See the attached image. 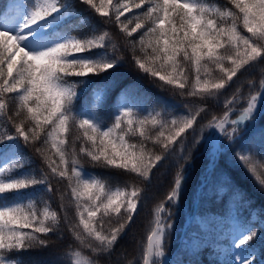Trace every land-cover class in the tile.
I'll use <instances>...</instances> for the list:
<instances>
[{"label":"snow or ice","instance_id":"1","mask_svg":"<svg viewBox=\"0 0 264 264\" xmlns=\"http://www.w3.org/2000/svg\"><path fill=\"white\" fill-rule=\"evenodd\" d=\"M227 3L232 7L205 0H6L0 7V124L10 131L0 134V264H24L21 252L47 249L53 236L64 239L63 229L68 232L64 257L69 264L112 260L137 215L144 190L136 185L112 187L106 179L87 173L81 154L94 165L123 170L147 184L162 161L175 158L172 186L153 209L139 264H188L167 258L173 209L192 167L191 151L185 148L188 134L193 135L192 146L202 145L210 159L232 150L235 161L264 190V163L253 156L255 147L264 158V128L255 146L252 137H245L264 109V78L247 97L241 98L237 89L224 101V114L213 115L198 134L196 130L207 103L224 95L238 74L264 64V0ZM77 5L107 18L102 24H115L127 37L123 48L106 30L72 35L85 19L76 17L78 23H71ZM134 8L142 11L125 17ZM125 54L154 83L181 97L186 112L173 114L167 105L146 109L123 102L111 124L105 125L96 109L103 106ZM248 83L253 88L254 82ZM89 88L91 107L85 104L74 110ZM193 99L201 104L193 108ZM241 99L244 106L237 110ZM74 128L78 134L70 145ZM28 149L33 155L26 154ZM37 159L43 167H33ZM54 183L65 185L67 193L54 189ZM57 192L62 209L65 195L74 203L75 223L44 199ZM241 200L247 204L242 196ZM105 221L110 225L107 230ZM261 235L264 219L258 224L236 221L232 247L237 252L225 264H256L255 252L244 255V250Z\"/></svg>","mask_w":264,"mask_h":264},{"label":"trees","instance_id":"2","mask_svg":"<svg viewBox=\"0 0 264 264\" xmlns=\"http://www.w3.org/2000/svg\"><path fill=\"white\" fill-rule=\"evenodd\" d=\"M5 2L6 0H0V7ZM205 2L221 7H232L227 3V0H205ZM140 11L142 10L134 8L132 12L126 13L125 17L130 18L134 13ZM80 16L85 19L79 22L78 28L71 32L72 35L79 36L83 33H90L93 28L97 29V34L106 30L110 33L111 39L123 48L127 37L119 32L115 24L101 23V20L107 18L98 17L87 6L77 5L76 15L72 18L71 23H78L76 17ZM138 35L139 32L134 34V36ZM262 68H264V64L261 63H257L254 67L250 66L243 75L238 74L237 77L233 78L232 85L225 91L224 95L205 105L208 110L201 113L197 121V134L201 126L206 124L213 115L219 117L224 114L226 111L223 107L224 101L231 98L237 89H239L238 95L243 98L247 97L254 89L259 88V81L264 78ZM112 80L113 85L106 94L103 106L96 109L105 125L111 124L117 106L123 102L143 105L146 109H151L154 105L157 107L167 105L173 114L186 112L181 97L174 95L168 89L161 88L150 77L141 73L134 67L127 54H125V62L115 71ZM249 81L254 82L253 88L249 87ZM90 95L91 88L77 99L74 110L79 111L85 104L91 107ZM157 101L160 103L157 104ZM190 103L193 108L201 104L200 101L194 99ZM243 105L244 102L241 99L235 107H243ZM261 112L262 115L258 119L256 127L249 129L245 134L246 138L252 137L254 146L260 140L259 130L264 128V109ZM5 131L10 130L5 129L0 124V134ZM77 134L78 130L75 128L69 133L70 145ZM204 135L207 136L208 132L205 131ZM129 139L135 140L137 138L130 137ZM192 141L193 135L188 134L185 148L191 151L192 167L180 203L177 208L173 209L175 225L170 246L167 248L168 257L173 262L187 261L188 264H225V261L231 260V257L236 253L232 247V232L236 221L258 224L261 219H264V190H261L245 169L235 161L232 150H224L222 154L210 159L208 150L202 145L193 147ZM80 146V142L77 141V151H79ZM149 147L152 145L149 144ZM25 151L28 156L33 155L30 149ZM256 151V148L253 147L254 159L264 163V158L258 156ZM79 159L87 173L106 179L112 187L136 185L144 190L137 215L119 240L112 260L109 262V264H127L128 260H133L134 264H139V257L142 254L143 246L146 244V237L152 227L153 209L158 203L165 200L166 194L172 186V178L176 171L175 158L167 162L162 161V166H157L159 171L153 170L154 175L151 184L142 182L134 174L125 173L123 170L105 169L94 165L89 158L82 154ZM212 164H214L213 167H211ZM36 166L43 167L38 159L33 163V167ZM206 167L208 173L202 180L199 176ZM55 188H59L60 192L67 193V188L63 184L55 185L54 183ZM241 196L244 201H247V204L242 202ZM44 199L48 200L52 209L58 213L66 212L73 223L77 221L75 205L70 202L68 195L64 197L63 209L60 206L59 192L51 198L45 196ZM196 202L197 206L195 207ZM42 206V204H38V207ZM193 213L194 215L190 218ZM198 224H205L206 227L198 228ZM109 227L110 225L105 221V230ZM62 231L64 239H57L53 236L47 249H31L21 252L20 257L24 264H69L67 258L64 257L65 245L68 243V232L66 229ZM197 231L199 235H197ZM246 252L248 255L255 252L256 264H264V235L253 241L246 248ZM101 264L104 262L101 261Z\"/></svg>","mask_w":264,"mask_h":264},{"label":"rangeland","instance_id":"3","mask_svg":"<svg viewBox=\"0 0 264 264\" xmlns=\"http://www.w3.org/2000/svg\"><path fill=\"white\" fill-rule=\"evenodd\" d=\"M244 106V105H243ZM236 109L237 110H239V109H242V107H236ZM207 166V165H206ZM205 167V166H204ZM208 173V168L206 167V168H204V170L202 171V173H201V175L199 176L200 177V179H204L205 178V176H206V174ZM234 250L237 252V250L234 248ZM244 255H248L247 254V252H246V249L244 250Z\"/></svg>","mask_w":264,"mask_h":264},{"label":"water","instance_id":"4","mask_svg":"<svg viewBox=\"0 0 264 264\" xmlns=\"http://www.w3.org/2000/svg\"><path fill=\"white\" fill-rule=\"evenodd\" d=\"M235 117V116H234ZM233 117V118H234ZM218 156V155H217ZM215 163V162H214ZM214 165V164H213ZM213 167V166H212ZM197 206V204H195V207ZM194 215V213L190 216V218ZM168 259H170V257H167Z\"/></svg>","mask_w":264,"mask_h":264}]
</instances>
